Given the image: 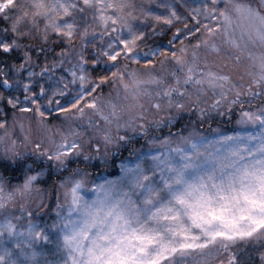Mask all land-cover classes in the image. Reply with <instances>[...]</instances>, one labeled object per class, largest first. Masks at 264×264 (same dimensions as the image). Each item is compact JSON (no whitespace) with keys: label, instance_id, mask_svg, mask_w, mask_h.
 I'll return each mask as SVG.
<instances>
[{"label":"snow or ice","instance_id":"obj_1","mask_svg":"<svg viewBox=\"0 0 264 264\" xmlns=\"http://www.w3.org/2000/svg\"><path fill=\"white\" fill-rule=\"evenodd\" d=\"M0 57V264H264V0H0Z\"/></svg>","mask_w":264,"mask_h":264},{"label":"trees","instance_id":"obj_2","mask_svg":"<svg viewBox=\"0 0 264 264\" xmlns=\"http://www.w3.org/2000/svg\"><path fill=\"white\" fill-rule=\"evenodd\" d=\"M15 63H16L15 58H11V59H10V58H8V57H0V69H2V70H7V69H5V67H4L5 64L13 65V64H15ZM0 90H3V89H0ZM0 107H2V106H0ZM230 126H231V124L228 125L229 128L232 127V126H231V127H230ZM124 155L126 156L127 153L125 152ZM89 170H91L93 173H95V171H100V169H96V170L89 169ZM111 172H112L113 174H116V173L118 172V169H112ZM19 179H20V174H19V173H16L15 176H14V180H13V182H19ZM51 179H55V177H52ZM50 184H51V180H48V181H47V184L42 185V186H43V187H46V186H49Z\"/></svg>","mask_w":264,"mask_h":264},{"label":"rangeland","instance_id":"obj_3","mask_svg":"<svg viewBox=\"0 0 264 264\" xmlns=\"http://www.w3.org/2000/svg\"><path fill=\"white\" fill-rule=\"evenodd\" d=\"M159 11V10H158ZM9 118H11V117H9ZM53 123H55V121H53ZM232 126V125H231ZM230 126V127H231ZM90 172H92L91 170H89ZM100 171L102 172L103 170L102 169H100ZM14 183H17V182H14ZM41 187H43L42 185H41ZM89 195H91V194H89Z\"/></svg>","mask_w":264,"mask_h":264}]
</instances>
